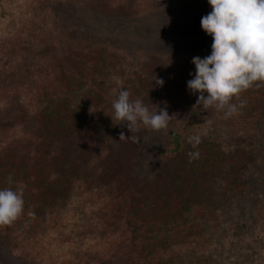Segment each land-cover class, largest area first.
<instances>
[{
	"label": "trees",
	"instance_id": "16d2710c",
	"mask_svg": "<svg viewBox=\"0 0 264 264\" xmlns=\"http://www.w3.org/2000/svg\"><path fill=\"white\" fill-rule=\"evenodd\" d=\"M103 1L20 0L9 8L0 0L10 26L0 33V188L11 177L25 202L0 235L36 264H264V95L256 117L250 107L226 119L196 104L176 113L174 75L51 17L58 5ZM145 1L106 0L111 9ZM121 88L152 112L166 109L168 127H113ZM89 131L103 140L87 141ZM121 132L162 137L150 173L124 169L142 140H119ZM112 148L123 157L109 167Z\"/></svg>",
	"mask_w": 264,
	"mask_h": 264
},
{
	"label": "rangeland",
	"instance_id": "374dc122",
	"mask_svg": "<svg viewBox=\"0 0 264 264\" xmlns=\"http://www.w3.org/2000/svg\"><path fill=\"white\" fill-rule=\"evenodd\" d=\"M7 1L8 7L12 8L20 0ZM211 11L208 0H150L141 6L123 9H111L105 0L101 4L92 5L87 3L82 6L58 5L52 11L51 17H58L65 27L73 28L81 35L84 33L83 36L90 33L99 40L123 48L128 53L132 51L142 53L147 61L153 60L146 65L154 69L156 74L160 70H165L174 75L173 83L177 89L170 92L173 93L171 100L174 99L175 102L172 110L176 113H185L196 104L194 102L196 95L190 92L191 100L187 94L189 92L187 82L195 75V65L191 61L194 57L204 58L211 54L213 38L201 28L202 17ZM47 17L48 14H42L43 20ZM1 19L0 33L10 30L8 19ZM151 72L152 76L155 75L153 70ZM167 89L170 90V86ZM167 89H161L160 93H167ZM263 95L262 88H252L248 93L241 95L240 99L246 105L245 110L251 108V111L246 112L248 115L250 113L256 117L253 110L260 106ZM246 119L249 122L248 117ZM91 126L92 124H89V127ZM250 126L253 127L251 124ZM100 135L101 133L93 135L89 131L83 138L98 144L103 140L102 136L97 142ZM139 139L142 141L136 150L127 152V166L124 169L136 168L137 172L144 176L154 167L155 157L163 140L157 133L150 136L142 134ZM119 149H122V153L126 150L125 147ZM110 152L111 158L107 165L113 167L117 155L123 156L118 152L114 153V148L110 149ZM169 172L175 175L174 171ZM4 236L0 235V264H36L13 253L11 251L13 241Z\"/></svg>",
	"mask_w": 264,
	"mask_h": 264
},
{
	"label": "clouds",
	"instance_id": "9594fccd",
	"mask_svg": "<svg viewBox=\"0 0 264 264\" xmlns=\"http://www.w3.org/2000/svg\"><path fill=\"white\" fill-rule=\"evenodd\" d=\"M212 11L201 19V28L213 38L211 54L194 57V78L187 82L189 91L198 95L196 105L202 111H222L224 117L241 114L246 106L241 95L252 88L264 87V0H208ZM191 75V73H190ZM156 84L164 81L156 78ZM205 93L207 95L205 96ZM130 91L121 88L112 101L109 115L113 127L126 125L131 132L145 129L159 132L168 127L171 120L164 108L150 111L141 99L130 100ZM234 101H238L236 103ZM138 137L119 134V140L138 142ZM195 148L198 136L189 137ZM190 160L199 158L198 152H189ZM10 186L0 188V228L13 225L24 212L23 190ZM30 215H32L30 213Z\"/></svg>",
	"mask_w": 264,
	"mask_h": 264
}]
</instances>
